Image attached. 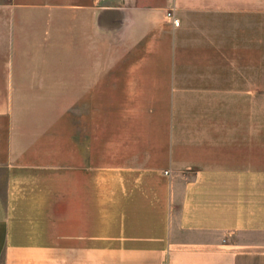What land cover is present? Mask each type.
Listing matches in <instances>:
<instances>
[{
  "label": "crops",
  "instance_id": "crops-1",
  "mask_svg": "<svg viewBox=\"0 0 264 264\" xmlns=\"http://www.w3.org/2000/svg\"><path fill=\"white\" fill-rule=\"evenodd\" d=\"M261 1L0 0V264H264Z\"/></svg>",
  "mask_w": 264,
  "mask_h": 264
},
{
  "label": "rangeland",
  "instance_id": "rangeland-1",
  "mask_svg": "<svg viewBox=\"0 0 264 264\" xmlns=\"http://www.w3.org/2000/svg\"><path fill=\"white\" fill-rule=\"evenodd\" d=\"M170 7H173V6H170ZM261 10H264V1H261ZM262 15H261V19H260V22H261V30H260L261 33H260V35H261V45L263 46V49L261 50L260 77H261V79L264 80V17ZM67 79L72 80L71 82H73V77H67ZM49 80H50L51 89L52 90L57 89L59 77H50ZM261 85H263L262 86V88H263L264 87V81H261ZM68 88H69V81H68ZM52 116H53V114H52Z\"/></svg>",
  "mask_w": 264,
  "mask_h": 264
},
{
  "label": "built area",
  "instance_id": "built-area-1",
  "mask_svg": "<svg viewBox=\"0 0 264 264\" xmlns=\"http://www.w3.org/2000/svg\"><path fill=\"white\" fill-rule=\"evenodd\" d=\"M165 15H166V17L171 19V21L173 22L174 25L179 24V18L175 15V11H174L173 7L167 8Z\"/></svg>",
  "mask_w": 264,
  "mask_h": 264
}]
</instances>
